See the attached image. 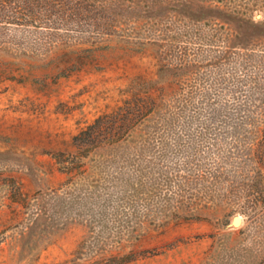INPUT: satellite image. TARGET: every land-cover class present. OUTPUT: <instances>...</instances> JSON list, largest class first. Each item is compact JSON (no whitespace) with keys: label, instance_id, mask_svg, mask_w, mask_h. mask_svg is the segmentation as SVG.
<instances>
[{"label":"rangeland","instance_id":"obj_1","mask_svg":"<svg viewBox=\"0 0 264 264\" xmlns=\"http://www.w3.org/2000/svg\"><path fill=\"white\" fill-rule=\"evenodd\" d=\"M85 238L73 264H264V0H0V264Z\"/></svg>","mask_w":264,"mask_h":264},{"label":"trees","instance_id":"obj_2","mask_svg":"<svg viewBox=\"0 0 264 264\" xmlns=\"http://www.w3.org/2000/svg\"><path fill=\"white\" fill-rule=\"evenodd\" d=\"M118 41H119L118 43L125 44V45L128 44V45H131V46H133L134 44L137 45V43H138V42H135V41H132V40L130 41L128 39H124V38H121ZM97 43L98 42L95 41V40H93V41L88 40L87 42H82L83 45H89V47H85L83 49L84 50L94 49V46ZM107 47H110V43H108ZM147 98H150V97H147ZM131 107H132V105H131ZM137 107H138L137 111L132 112L130 117H134V115L137 116V113H139L141 110H143V108L145 106L137 104ZM119 115H121L120 116L121 118L123 116H125L122 113L121 114L120 113H117V114L112 113V114H106V115L99 116L86 130H84L83 132H81L80 134H78V135H76L74 137V139H73L74 143L77 144V145H82L83 143H86V142H89V141H93V139L96 138L97 134L103 133L105 129L107 130V129L113 128L112 124L115 121L114 119L118 118ZM130 117L128 116V114H127V116H125V118L127 120L131 119ZM127 120H124V122H127ZM85 157H87L86 154L81 155L80 159H83ZM84 244H86V238L79 245V249L77 250V254H75L73 258L65 261L62 264H73L74 260L80 258L78 256V253L81 251V249H82ZM133 259H136V258H134V256H131L130 254H127L126 256L117 254V255H111V256H109L107 258L96 259V260H93L91 262H87V263H84V264H127L130 261H132Z\"/></svg>","mask_w":264,"mask_h":264},{"label":"water","instance_id":"obj_3","mask_svg":"<svg viewBox=\"0 0 264 264\" xmlns=\"http://www.w3.org/2000/svg\"><path fill=\"white\" fill-rule=\"evenodd\" d=\"M237 218H238V216H235L234 219H233V225L234 226H239L241 224L240 221H237L238 220Z\"/></svg>","mask_w":264,"mask_h":264},{"label":"bare ground","instance_id":"obj_4","mask_svg":"<svg viewBox=\"0 0 264 264\" xmlns=\"http://www.w3.org/2000/svg\"><path fill=\"white\" fill-rule=\"evenodd\" d=\"M238 220L237 221H240V222H242V217L241 216H238V218H237Z\"/></svg>","mask_w":264,"mask_h":264}]
</instances>
